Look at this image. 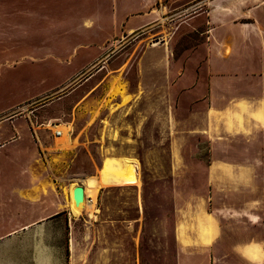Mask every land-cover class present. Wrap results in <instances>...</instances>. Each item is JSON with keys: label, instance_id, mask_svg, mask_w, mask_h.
I'll list each match as a JSON object with an SVG mask.
<instances>
[{"label": "rangeland", "instance_id": "1", "mask_svg": "<svg viewBox=\"0 0 264 264\" xmlns=\"http://www.w3.org/2000/svg\"><path fill=\"white\" fill-rule=\"evenodd\" d=\"M162 35L176 65L142 67ZM260 101L264 0H0V264H264ZM121 156L138 184L71 216L63 187Z\"/></svg>", "mask_w": 264, "mask_h": 264}, {"label": "bare ground", "instance_id": "2", "mask_svg": "<svg viewBox=\"0 0 264 264\" xmlns=\"http://www.w3.org/2000/svg\"><path fill=\"white\" fill-rule=\"evenodd\" d=\"M164 35H162L161 39ZM156 41V40H154ZM150 46H157L156 42H152ZM120 95L122 102H127L129 99L126 94L124 83L122 82L119 75L112 79L111 85L109 86L106 95L101 100V104L91 114L89 123L99 114L100 109L107 105L110 101L111 96ZM88 123V124H89ZM60 136L56 137L58 145L56 150H68L72 148L71 139L68 142L69 130L66 127H61ZM83 183V199L78 204H75L72 199V189L76 184L75 181L69 182L63 187L64 191V206L70 212V215L74 218L78 217L82 211V208L86 205H91L93 196L100 187H108L113 185H137L139 182L138 174V162L133 157L121 156V157H105L102 159L96 174L87 175L80 179ZM72 205V206H71Z\"/></svg>", "mask_w": 264, "mask_h": 264}, {"label": "crops", "instance_id": "3", "mask_svg": "<svg viewBox=\"0 0 264 264\" xmlns=\"http://www.w3.org/2000/svg\"><path fill=\"white\" fill-rule=\"evenodd\" d=\"M164 41H165V39L160 40V42H159V46L160 47L158 46L159 49L158 48H155V49L150 48V50H148V49L144 48V50L141 52V54L139 56V59H140L139 60V64L142 67L145 68L146 66L147 67L152 66V67H157V68L161 69V68L166 67V66L174 67L176 65L175 61H173L171 63L170 52L168 51V47H167V45H166V43ZM163 49L165 51V55L163 57H161V58H158L157 61H153L152 59H154V57H155L154 55L157 52L156 50H163ZM144 73H145V69L143 71V74ZM141 82H142L144 87H146V85L150 84L145 79V76H143V79H141ZM12 127L15 129L16 126L13 125ZM80 139H81V140H79L80 144L84 143L83 137H81ZM79 184H83V183L80 182ZM33 223L34 222L31 221V222L27 223L26 226L32 225ZM235 243L236 242L232 241V244H230L229 246L233 250L239 252V254H240L239 264H257V260L253 259L252 257H250V255H248L249 253H251V255L253 257L256 255L253 251H250V246L249 245L240 243V244H237L240 247L239 249H237V247H235V245H236Z\"/></svg>", "mask_w": 264, "mask_h": 264}, {"label": "built area", "instance_id": "4", "mask_svg": "<svg viewBox=\"0 0 264 264\" xmlns=\"http://www.w3.org/2000/svg\"><path fill=\"white\" fill-rule=\"evenodd\" d=\"M157 40V39H156ZM55 120V119H53ZM52 119L36 123L34 126H32V131L35 133V130L37 129H44V130H49L51 131V135L56 138L60 136L61 130L60 129H55L56 126L60 125L59 122H52Z\"/></svg>", "mask_w": 264, "mask_h": 264}, {"label": "water", "instance_id": "5", "mask_svg": "<svg viewBox=\"0 0 264 264\" xmlns=\"http://www.w3.org/2000/svg\"><path fill=\"white\" fill-rule=\"evenodd\" d=\"M83 187L81 184H77L72 189V199L75 204H78L83 199Z\"/></svg>", "mask_w": 264, "mask_h": 264}, {"label": "clouds", "instance_id": "6", "mask_svg": "<svg viewBox=\"0 0 264 264\" xmlns=\"http://www.w3.org/2000/svg\"><path fill=\"white\" fill-rule=\"evenodd\" d=\"M259 103L261 104V109L259 112L254 114V118L261 122H264V101H260ZM238 106L240 107L241 111H244V102H241ZM237 119H239V117H237Z\"/></svg>", "mask_w": 264, "mask_h": 264}]
</instances>
